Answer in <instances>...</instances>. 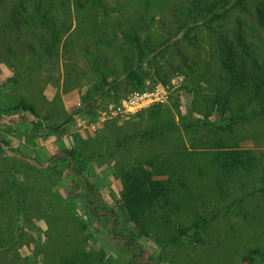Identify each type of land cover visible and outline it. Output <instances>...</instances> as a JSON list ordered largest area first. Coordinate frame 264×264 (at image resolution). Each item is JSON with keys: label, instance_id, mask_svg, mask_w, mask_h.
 <instances>
[{"label": "rangeland", "instance_id": "obj_1", "mask_svg": "<svg viewBox=\"0 0 264 264\" xmlns=\"http://www.w3.org/2000/svg\"><path fill=\"white\" fill-rule=\"evenodd\" d=\"M19 1L0 0V105L10 106L25 97L35 103L38 116L26 111L0 116V142L11 150L14 148L25 157L45 163L57 153L67 152L66 149L77 145L74 133L84 138L94 136L104 123L132 122L139 118V112L155 105L168 107L178 123L206 119L198 109H204V98L210 93V86L199 74L204 70L203 63L212 57L214 39L203 27H197L188 34L194 39L193 44L184 38L185 31L179 32L176 19L179 18L177 11L182 0H152L149 11H144L142 0H120L131 18L135 19L141 13L146 17L140 34L147 48H153L144 64L150 74L140 89L128 87L121 77L119 88L111 89L113 98L104 99L103 105L91 113L79 111L84 106L82 98L87 90L100 82L98 70L92 68L91 55L84 52L94 37L89 31V23L84 21L85 31L76 35V42L68 53L64 52L56 61L36 64L27 72V67L36 58L27 46L32 35L30 28L22 22ZM107 1L110 7L115 6V0ZM231 18L232 26H240L239 22H243L242 33L263 60L264 25H259L247 13L236 12ZM74 23L76 25V21ZM168 39L171 42L166 46L164 42ZM91 46L95 54H104L102 45ZM19 73L22 77L18 78V84L8 80ZM166 78L168 81L164 82L162 79ZM160 83L168 88V101L156 102L135 113L122 110L124 99L136 92L154 91L161 87ZM177 103L185 116L182 120L175 107ZM63 111L70 113L72 120L58 132L51 131L54 123L65 118ZM218 117L213 113L210 120ZM239 127L238 130L246 134L241 146L254 149L263 161L256 173V181H259L260 176L264 177V120H254ZM181 129L187 139L184 129ZM178 138L179 133H167L153 142L130 144L118 150L114 157L90 162L86 172L97 187L98 195L88 194L84 178H74L67 161L52 159L46 168L37 167L26 159L31 165L15 163L19 179H24L26 174L27 184L34 190L28 195L27 213L5 210V215L13 213L17 225L26 224V227L16 228L17 239L11 250L0 248V264H60L61 256L71 255L76 247L94 256L96 260L92 264H131L132 257L125 248L124 236L130 233L138 235V231L121 205L122 182L117 176L118 167L151 152L174 150ZM0 146V154L3 155L4 151L11 155L3 145ZM9 169L10 163L0 157V184L5 183L4 179L10 175ZM242 180L245 190L242 188L232 197H242L244 202L232 212L219 214L205 232V243L192 245L184 238L163 247L155 243V235L138 236L146 256L152 257L157 264L264 263L260 254H250L251 249L258 247L264 251V191H256L246 197L255 189L253 187L264 184H259L253 177ZM202 184L209 185L207 181ZM94 203L96 211H93ZM104 210L110 214L101 213ZM111 219L115 234L110 229ZM6 223L9 221L3 224ZM136 262L145 264L140 259Z\"/></svg>", "mask_w": 264, "mask_h": 264}, {"label": "trees", "instance_id": "obj_2", "mask_svg": "<svg viewBox=\"0 0 264 264\" xmlns=\"http://www.w3.org/2000/svg\"><path fill=\"white\" fill-rule=\"evenodd\" d=\"M142 1L144 11H149L152 0ZM107 2L19 1L22 22L30 28L32 35L27 46L36 58L27 67V72L36 64L56 61L61 54L68 53L76 42V35L85 31L84 21L89 23V31L94 37L84 52L91 55V65L98 70L100 82L87 90L82 98L84 106L79 111L91 113L103 105L104 99H112L111 89L119 88L121 77L128 87L140 89L150 74L144 64L153 48H147L140 34L142 23L146 22L144 13L134 19L127 15L120 0H115L113 7ZM236 12L247 13L259 25H264V0H182L177 11L178 30L185 31L184 38L189 39L188 42L193 44L194 39L188 34L197 27H203L214 39L212 57L203 63L204 70L199 74L210 86V93L204 98V109H198L205 120L183 122L185 116L177 103L175 107L182 120L178 123L168 107L155 105L139 112V118L132 122L104 123L94 136L84 138L74 133L77 145L66 149L73 158L70 173L74 178H84L88 194L98 195L97 187L86 172L90 162L114 157L118 150L136 142H153L167 133H179L174 150L151 152L118 167L117 176L122 182L121 205L138 231V235L130 233L124 236L125 248L132 257L131 264H137V259L153 264L145 259V249L138 236L155 235V243L163 247L184 238L192 245L205 243V232L219 214L232 212L244 202L242 197H232L242 188L245 190L242 179L253 177L256 181V173L263 161L254 149L241 146L246 134L238 129L241 124L264 120V58L260 59L252 42L242 33L243 22H239L240 26L231 25V17ZM170 42L168 39L164 45ZM92 44L102 45L104 54L97 55L91 51ZM20 76L22 74L19 73L8 80L18 84ZM162 80L168 81L167 78ZM18 111L38 116L35 103L25 97L10 106L0 105V116ZM63 112L65 118L54 123L51 131L58 132L72 120L70 113ZM213 113L219 115L218 119L210 120ZM181 127L187 139L183 137ZM2 153L0 157L10 163V175L4 179L5 183L0 184V248L11 250L17 239L16 228L21 230L20 227H26V224L17 225L13 213L5 215V210L27 213L28 195L34 188L27 184L26 174L24 179H19L15 165L31 164L4 151ZM69 155L53 160L67 161L70 165ZM204 181L209 185H203ZM256 182L264 184V177L260 176ZM253 188L246 197L253 192L264 191V185ZM229 197L232 199L228 200ZM213 206L216 209L210 210L209 207ZM7 220L9 223L3 224ZM113 233H116L115 227ZM250 254L264 257V251L259 247L251 249ZM93 260L96 259L91 253L76 247L71 255L61 256L60 264H92Z\"/></svg>", "mask_w": 264, "mask_h": 264}, {"label": "built area", "instance_id": "obj_3", "mask_svg": "<svg viewBox=\"0 0 264 264\" xmlns=\"http://www.w3.org/2000/svg\"><path fill=\"white\" fill-rule=\"evenodd\" d=\"M160 88L157 87L154 91L136 92L124 99L122 110L135 113L138 110L145 108L156 102H165L169 100L168 88L160 83Z\"/></svg>", "mask_w": 264, "mask_h": 264}, {"label": "water", "instance_id": "obj_4", "mask_svg": "<svg viewBox=\"0 0 264 264\" xmlns=\"http://www.w3.org/2000/svg\"><path fill=\"white\" fill-rule=\"evenodd\" d=\"M0 145H3L9 154L14 155V156H17V157H19V158L26 159L27 161L33 163L34 165H36L37 167H40V168H46V167L50 164L51 160L54 159V158H57V157H59V156H61V155H69L67 152H65V151H61V152L57 153L56 155H54V156L52 157V159H49V160L46 161L45 163H40V162H38V161H36V160H34V159H32V158L25 157V156L22 155L21 153H18V152L12 151L8 146L4 145L3 142H0ZM69 157H70V165H71V169H72L73 158H72L70 155H69ZM95 205H96V203L93 204V209H95ZM101 213L108 214V213H110V211L104 210V211H101ZM110 229H111L112 232L114 231V227H113V219H111V222H110ZM144 257H145V259H146L147 261H149V262H151V263H153V264H157L154 260L148 258V257L146 256V253L144 254Z\"/></svg>", "mask_w": 264, "mask_h": 264}, {"label": "flooded vegetation", "instance_id": "obj_5", "mask_svg": "<svg viewBox=\"0 0 264 264\" xmlns=\"http://www.w3.org/2000/svg\"><path fill=\"white\" fill-rule=\"evenodd\" d=\"M110 214V213H109Z\"/></svg>", "mask_w": 264, "mask_h": 264}]
</instances>
